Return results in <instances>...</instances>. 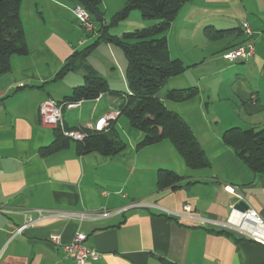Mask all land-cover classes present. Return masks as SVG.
Segmentation results:
<instances>
[{
	"label": "crops",
	"instance_id": "crops-1",
	"mask_svg": "<svg viewBox=\"0 0 264 264\" xmlns=\"http://www.w3.org/2000/svg\"><path fill=\"white\" fill-rule=\"evenodd\" d=\"M74 5L23 0L28 52L11 56L10 71L0 76V207L8 211L0 218V264H77L63 251L77 233L85 235L87 249L99 253L84 264H264L263 244L216 224L240 201L264 221V174L251 172L222 141L229 128L264 127V0H189L166 33L170 57L186 69L166 80L165 91L193 88L196 94L182 102L164 100L165 91L159 98L185 120L204 150L209 165L201 169L187 168L166 140L137 147L143 134L122 114L110 122L125 131V147L114 156L82 154L75 141L50 147L55 129L41 125L40 103L46 98L64 103L84 82L80 69L54 80L86 44L71 34ZM249 42L255 50L247 60L222 57ZM118 92L64 108V127L88 130L98 118L120 111L125 92ZM159 170L183 180L161 188ZM130 203L139 205L99 220L47 219L12 236L27 217L37 219L36 210L95 213ZM186 205L211 224L190 218ZM52 235H60L61 245L50 242Z\"/></svg>",
	"mask_w": 264,
	"mask_h": 264
},
{
	"label": "trees",
	"instance_id": "trees-1",
	"mask_svg": "<svg viewBox=\"0 0 264 264\" xmlns=\"http://www.w3.org/2000/svg\"><path fill=\"white\" fill-rule=\"evenodd\" d=\"M22 1L0 0V76L10 71L11 56H23L28 52L20 16ZM61 1L80 5L90 13L96 11L101 17L97 39L91 45L74 51L54 77V80H60L66 73L75 69L84 73L83 84L73 88L65 101L93 100L109 91L120 96L118 91H111L107 81L86 63L87 56L95 50L98 43L106 41L122 50L127 60L128 92L124 93L125 99L120 106V114L127 119L131 128L143 134L137 147L143 148L166 140L187 168L207 167L209 162L205 152L189 125L178 113L168 110L163 100L157 96L168 78L177 76L186 69L179 59L170 57L166 33L179 9L189 0H124L123 8L112 16L108 25L103 23L99 8L101 0ZM133 10H138L141 20L149 22V25L124 32L120 36L110 35L109 29L126 21ZM91 19L95 22L92 15ZM195 94L193 88L171 89L165 91L164 100L182 102ZM81 131L86 136L83 140L75 142L82 154L98 152L114 156L125 147L124 141L111 124L103 133L85 129ZM54 133L55 141L50 147H66L69 141H72L64 138L59 130ZM222 141L233 149L251 172L264 174V127L259 130L232 127L223 132ZM181 180L183 177L169 170H159L157 174V184L161 188L178 187L177 184Z\"/></svg>",
	"mask_w": 264,
	"mask_h": 264
},
{
	"label": "built area",
	"instance_id": "built-area-1",
	"mask_svg": "<svg viewBox=\"0 0 264 264\" xmlns=\"http://www.w3.org/2000/svg\"><path fill=\"white\" fill-rule=\"evenodd\" d=\"M72 14L74 15L76 21L79 23L82 30L87 34L94 33L95 27L94 22L91 19V13L81 7L80 5H75L72 8ZM243 32L250 36L252 34L251 29L248 24L243 22L241 24ZM83 41H78L82 44ZM254 44L249 42L242 46H237L229 51H226L222 57L228 62H235L239 60H247L254 54ZM81 101L76 102H64L59 103L51 98L44 99L39 105V120L42 126L49 127L55 130H59L64 138L72 141H81L86 136V134L81 131V129L67 130L64 127L63 120V109L73 108L79 105ZM120 114V111L110 112L106 115L98 118L93 125L88 126V130L93 132L103 133L109 128L111 121ZM139 203H130L119 209L107 210L101 209L98 212L90 213L86 211H70V210H36L38 216L37 219H32L30 217L26 218V221L13 231L12 236L23 232L26 228L35 225L36 223L45 221L47 219H64V220H75L82 222L84 220H99L111 217L116 214H121L132 207L138 206ZM183 210L188 214V216L197 221L200 225H205L210 223V220L202 219L198 215H191V209L186 205ZM8 213V211L0 207V218L3 214ZM217 225L222 228L229 229L241 236L264 245V221L259 217V215L253 210L248 208L245 211H238L233 209L230 215L223 222H216ZM53 245H61L60 235H52L49 238ZM85 240V235L77 233L73 240L66 245H63V251L67 257L74 259L77 264H84L88 260L96 261L99 258V253L94 250L87 249L83 242Z\"/></svg>",
	"mask_w": 264,
	"mask_h": 264
},
{
	"label": "rangeland",
	"instance_id": "rangeland-1",
	"mask_svg": "<svg viewBox=\"0 0 264 264\" xmlns=\"http://www.w3.org/2000/svg\"><path fill=\"white\" fill-rule=\"evenodd\" d=\"M69 4L73 5V3L71 2H69ZM123 6L124 0H101L99 8L102 13L104 25H108L111 22L112 16L116 12L120 11ZM73 7L74 6H71V10ZM26 10L28 9L24 8V11ZM69 16L71 34L75 38H77V41L85 40L86 44L84 47L91 45L100 34V32L98 33V30L100 29V25L98 24L99 22H96L97 24L94 22V34L88 37L80 27L79 23L76 21L72 12L71 14H69ZM148 25L149 22H144L141 20L139 11L133 10L126 21H122L117 26L110 28L109 34L120 36L124 32H130L136 28L146 27ZM86 63L107 81L110 88L116 89L114 91L120 90L121 92H128L126 79L127 60L123 51L118 47L113 46L106 41H100L95 50L87 56ZM77 73L84 74L82 71ZM164 91L165 87L163 86L158 91L157 96H162ZM122 119L125 120L126 118L123 116ZM83 121H85V119L81 117V122ZM128 129V133L130 134L133 130H131V128ZM116 131L119 134L120 138L124 136V129L122 131V129L119 128Z\"/></svg>",
	"mask_w": 264,
	"mask_h": 264
},
{
	"label": "water",
	"instance_id": "water-1",
	"mask_svg": "<svg viewBox=\"0 0 264 264\" xmlns=\"http://www.w3.org/2000/svg\"><path fill=\"white\" fill-rule=\"evenodd\" d=\"M91 15L95 22L101 21V17L97 14L96 11H91ZM248 208H249L248 205L243 201H240L235 205V210H238V211H245Z\"/></svg>",
	"mask_w": 264,
	"mask_h": 264
}]
</instances>
